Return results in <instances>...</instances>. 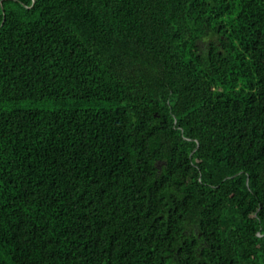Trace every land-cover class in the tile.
Segmentation results:
<instances>
[{"label":"trees","instance_id":"obj_1","mask_svg":"<svg viewBox=\"0 0 264 264\" xmlns=\"http://www.w3.org/2000/svg\"><path fill=\"white\" fill-rule=\"evenodd\" d=\"M0 264H264V0H0Z\"/></svg>","mask_w":264,"mask_h":264}]
</instances>
